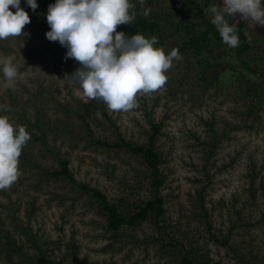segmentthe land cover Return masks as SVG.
Returning a JSON list of instances; mask_svg holds the SVG:
<instances>
[{"label":"rangeland","instance_id":"374dc122","mask_svg":"<svg viewBox=\"0 0 264 264\" xmlns=\"http://www.w3.org/2000/svg\"><path fill=\"white\" fill-rule=\"evenodd\" d=\"M180 1L145 0L142 8L170 12ZM227 19L246 27L251 48L242 59L251 70L232 58L236 70L207 72L204 81L193 54L173 40H158L155 47L165 54L176 48L182 58L174 59L162 87L138 93L127 111L109 110L64 79L80 63L65 59L67 49L46 38L50 29L40 6L24 33L0 40V58L11 56L20 74L9 83L0 71V105L7 106L0 115L24 125L31 137L17 180L0 190V264H37L40 255L56 264H182V248L171 246L177 241L199 250L201 264H239L241 256L264 264V26L239 15ZM154 125L160 126L154 145L161 156L164 214L111 231L90 193L51 173L68 160L78 183L133 214L155 195L145 159L95 141L147 145ZM210 142L217 144L212 158ZM6 233L31 260H21ZM212 235L228 239L229 246Z\"/></svg>","mask_w":264,"mask_h":264},{"label":"clouds","instance_id":"9594fccd","mask_svg":"<svg viewBox=\"0 0 264 264\" xmlns=\"http://www.w3.org/2000/svg\"><path fill=\"white\" fill-rule=\"evenodd\" d=\"M145 0H141L143 4ZM33 12L39 7L37 0H25ZM15 9L13 12L10 10ZM135 5L130 0H55L48 5L46 20L49 29L46 38L58 41L67 49L65 59L80 63L71 75L84 97L101 99L109 110L127 111L136 106L138 93H151L162 87L174 59H181L178 49L165 54L155 47L158 38L141 33L126 36L117 31L121 24H131L136 18ZM144 10V15L150 14ZM211 23L222 42L230 48L239 46L235 24L227 17L237 16L264 26V0H221L212 4ZM30 16L21 7V0H0V40L24 33ZM0 71L7 82L18 75L11 56L0 58ZM0 111H7L0 105ZM24 125H14L7 115H0V190L10 187L19 176V157L30 140Z\"/></svg>","mask_w":264,"mask_h":264},{"label":"trees","instance_id":"16d2710c","mask_svg":"<svg viewBox=\"0 0 264 264\" xmlns=\"http://www.w3.org/2000/svg\"><path fill=\"white\" fill-rule=\"evenodd\" d=\"M134 1V0H133ZM55 0H37V4L40 8L44 9V14L47 13L48 5L54 3ZM132 2V1H131ZM211 0H181L170 12H163L156 10L151 5L142 8V5L135 4L133 11L136 12V18L132 23L121 24L117 26V31H122L126 36H131L136 33H141L146 37L151 38L155 36L158 38L160 44H166V42L173 40L180 51L183 53H191L196 57L197 62L201 65V79L209 81L207 72H215L217 69L227 67L228 69L236 70V64L232 60L235 58L241 61L243 65L248 69L251 68L242 59L243 55L247 53L251 48V39L246 32L245 25H236L235 22L229 21L230 24H235L239 35V46L230 48L228 45L222 42L216 27L211 23L212 14L209 11ZM21 7L28 12L30 18L33 15V11L25 3V0H21ZM149 8L150 14L145 16L144 10ZM15 11V9H13ZM37 10V9H36ZM237 62V61H236ZM235 64V65H234ZM160 126L154 125L153 135L149 138L147 145L136 146L132 142H127L122 139L121 143L111 145L106 141H95L99 145L106 147H124L130 150L135 155H140L145 159V162L153 177L152 185L155 189L154 198L148 200L144 204H138L135 206L136 212L133 214H124L118 208L116 203H112L108 196L97 188L90 187L89 185L78 183V181L72 175L69 169V161H61V169L53 170L52 175L56 178L67 177L73 184L90 193L94 199V205L98 214L104 216L107 219L108 229L111 231H119L124 226H136L140 222H143L154 216L159 219L164 214V200L159 195V188L163 184V180L160 178V163L161 156L155 148V139L160 132ZM210 157L214 155V150L217 148L216 143H208ZM210 157L208 159H210ZM201 212L204 218L208 217V208L205 204L203 194H201ZM210 228V223L206 222ZM214 240L225 246H229L228 239L221 240L217 236L212 235ZM7 243L12 245L14 252L21 258V260H31L21 247H16L11 241V237L8 233L5 234ZM9 245V246H10ZM175 249L182 248L180 256V262L182 264H201L202 256L199 255V250H195L192 247L183 245L181 241H177L176 244H171ZM235 252V251H234ZM236 253V252H235ZM34 262L37 264H56L52 259L40 255L34 258ZM239 264H258V258L252 256L249 259L240 257Z\"/></svg>","mask_w":264,"mask_h":264}]
</instances>
